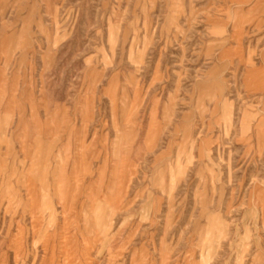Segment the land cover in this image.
Here are the masks:
<instances>
[{
	"label": "rangeland",
	"instance_id": "obj_1",
	"mask_svg": "<svg viewBox=\"0 0 264 264\" xmlns=\"http://www.w3.org/2000/svg\"><path fill=\"white\" fill-rule=\"evenodd\" d=\"M0 264H264V0H0Z\"/></svg>",
	"mask_w": 264,
	"mask_h": 264
}]
</instances>
